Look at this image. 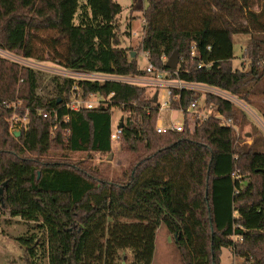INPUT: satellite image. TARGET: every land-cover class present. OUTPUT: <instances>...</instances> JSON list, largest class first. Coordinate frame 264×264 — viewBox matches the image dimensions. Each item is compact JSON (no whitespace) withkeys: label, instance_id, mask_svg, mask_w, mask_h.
Here are the masks:
<instances>
[{"label":"trees","instance_id":"1","mask_svg":"<svg viewBox=\"0 0 264 264\" xmlns=\"http://www.w3.org/2000/svg\"><path fill=\"white\" fill-rule=\"evenodd\" d=\"M122 10L117 0H0V49L81 73L147 77L139 54L122 46L132 33L120 35ZM143 19L140 48L157 69L172 72L166 63L177 53L180 79L247 104L264 85V0H148ZM237 35L250 36L248 70L233 68ZM73 83L0 57V212L32 225L19 238L29 264H152L161 227L184 264H221L234 236L243 239L237 257L264 264V147L236 142L234 103L183 91L172 105L185 110L183 131L158 134L160 106L146 87L78 81L84 99L107 102L70 112ZM203 97L219 117L197 116L192 131L187 110ZM17 100L30 118L19 137L3 105ZM45 108L58 111L57 121L39 113ZM114 108L125 116L118 144L131 156L121 176L44 159L58 147L112 155Z\"/></svg>","mask_w":264,"mask_h":264},{"label":"rangeland","instance_id":"2","mask_svg":"<svg viewBox=\"0 0 264 264\" xmlns=\"http://www.w3.org/2000/svg\"><path fill=\"white\" fill-rule=\"evenodd\" d=\"M122 6V14L118 17L120 24V35L124 34L128 29L132 31L131 38H126L127 35L122 37V46L129 51L138 53V64L140 69L145 70L148 61L145 58V54L140 48L141 38L139 33L141 31V23L143 21V13L148 7V0H117ZM258 10L259 8H255ZM130 26V28H129ZM138 32V37L133 33ZM44 38H48L49 34H42ZM250 41L249 35H237L234 36V56L233 68L248 70V62L242 61L245 48ZM46 66H54L52 62L43 63ZM242 64H244L242 66ZM147 78L146 80H150ZM148 89V96L153 98L154 95H158V102L162 103L167 98V89L163 86L155 85H143ZM203 94V93H201ZM231 95V94H230ZM236 101L234 105L239 110V114L235 119L234 130L235 140L237 143L251 146L254 141H258V149L262 150L264 147V121L262 118V112H264V85L259 87L258 94L251 97V104L242 102L238 98L234 97ZM96 101V100H94ZM198 112L204 117H208L212 114H216L215 111L205 104V98H201L198 104ZM188 116V122L190 128L193 131L197 115L191 117ZM125 118L124 114L117 108L113 109L112 116V130L115 131L119 121ZM184 117L181 112L174 110L170 113L162 114L163 123H167L170 120L174 122L183 123ZM199 117V116H198ZM204 120V119H203ZM158 121V120H157ZM52 153L49 156L44 157L45 160L64 162L71 165H76L79 168H86L91 166L92 168H99L108 172L112 178L119 177L128 168L131 161V156L127 152H123L119 144L113 145V159L111 155H101L94 153H68L61 149V147L53 148ZM55 154V155H52ZM244 182L250 180L249 174H244ZM32 225L23 222L20 219L11 218L8 215L0 212V264H29L28 254L24 247L21 246L19 238L24 236H30L33 234ZM233 252L224 248L221 255V264H231L233 262ZM42 264H48V259H44ZM152 264H184L181 258V254L178 251L174 237L170 235L166 227H161L157 232L156 237V249Z\"/></svg>","mask_w":264,"mask_h":264},{"label":"built area","instance_id":"3","mask_svg":"<svg viewBox=\"0 0 264 264\" xmlns=\"http://www.w3.org/2000/svg\"><path fill=\"white\" fill-rule=\"evenodd\" d=\"M145 27H146V21L143 19L141 24V31L139 33V38H141V41L143 40L144 34H145ZM134 36L138 37V32L133 33ZM145 54V58L148 61V65L145 69V71L148 73L147 77H127V76H118V75H103V74H90V73H81L76 72L71 69L63 68L60 66H46L43 63H39L30 59H25L23 57L17 56L11 52L4 51L0 49V57L6 60H9L11 62H15L19 65H22L24 67H28L30 69L44 72L47 74H50L52 76L62 78V79H71L73 80V86L71 88V97L70 100L65 102V108L70 112H79L82 109H89L93 110L96 108H99L101 106H105L106 99L97 94H92L88 99H84L79 94V86L78 81H89V82H119V83H126V84H132L144 87L143 85H155L163 86L167 89V98L163 100L162 103H159L160 109H159V116L158 121L156 124V131L158 134H167L170 132H182L185 127V122L179 123L174 122L170 120L166 124L162 121V114L163 113H170L174 110H177L181 112L183 115H185V110L183 108L174 109L173 103L179 102L181 99V93L183 91H193L198 93L205 94H213L216 96H219L223 99H226L232 103L236 101L234 96L230 95L227 92L218 90L216 88L198 84V83H190L185 82L179 77L178 69L172 70V72H166L157 69L154 65H152L149 62V55ZM195 53H192L194 55ZM164 61H166V58H163ZM203 66L200 65L199 69H201ZM147 78H151L150 80H146ZM39 95H43V91L39 90ZM96 100V101H94ZM198 104L199 102H193L190 107L188 108L187 115L191 114V117L193 116H199L201 120H205L208 117H204L198 112ZM4 107L8 110H11L13 113L11 117L8 119L9 124V130L12 135L15 134H21L23 130H26L29 127L30 118H29V110H26L24 115L19 114V109L22 107V102L20 100H17L13 103H4ZM43 115L44 118H53L55 121H57L58 118V111L55 108L50 109H41L39 111ZM216 117H219V114H215ZM124 118V117H123ZM223 124L228 126H233L231 121H226L222 119ZM121 120L118 123V126L115 131L112 130L111 133V143L112 147L114 143L118 144L120 137L123 132V128H120ZM125 123V118H124ZM57 127H55L56 129ZM234 242V244L229 248L234 255L233 262L231 264H252V262L248 261L246 258H239L235 254V246L236 243L242 242V237H232L231 238Z\"/></svg>","mask_w":264,"mask_h":264},{"label":"water","instance_id":"4","mask_svg":"<svg viewBox=\"0 0 264 264\" xmlns=\"http://www.w3.org/2000/svg\"><path fill=\"white\" fill-rule=\"evenodd\" d=\"M133 57H135V53L133 54ZM179 64H180V57L177 53H175L166 63V67L169 70H177L179 68ZM61 101V100H59ZM153 102L156 104L158 103V95H154V99ZM120 128H124V118L121 119V123H120ZM16 137H19L20 134H15ZM111 160L113 159V156L111 155ZM6 186V183L4 184V187ZM2 195H3V188L0 187V197L2 200Z\"/></svg>","mask_w":264,"mask_h":264},{"label":"crops","instance_id":"5","mask_svg":"<svg viewBox=\"0 0 264 264\" xmlns=\"http://www.w3.org/2000/svg\"><path fill=\"white\" fill-rule=\"evenodd\" d=\"M142 24V23H141Z\"/></svg>","mask_w":264,"mask_h":264}]
</instances>
